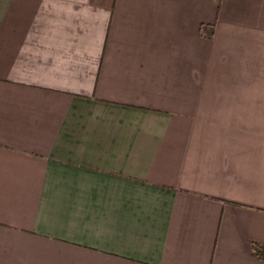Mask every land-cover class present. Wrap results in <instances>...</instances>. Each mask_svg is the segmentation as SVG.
<instances>
[{"label":"crops","instance_id":"0c3cea01","mask_svg":"<svg viewBox=\"0 0 264 264\" xmlns=\"http://www.w3.org/2000/svg\"><path fill=\"white\" fill-rule=\"evenodd\" d=\"M233 38L264 53V0H0V264H264Z\"/></svg>","mask_w":264,"mask_h":264},{"label":"rangeland","instance_id":"374dc122","mask_svg":"<svg viewBox=\"0 0 264 264\" xmlns=\"http://www.w3.org/2000/svg\"><path fill=\"white\" fill-rule=\"evenodd\" d=\"M235 30L240 29V23L233 26ZM223 39V38H222ZM221 39V40H222ZM257 43L255 42V45ZM261 47H264V40L261 43ZM220 48L224 49V39L220 44ZM232 62L230 76L233 79L232 93L234 94H245L253 95L255 93H264V86H256V81L264 79V71L259 72L257 68L259 66L264 67V53H257V48H254V52L240 53V38L232 39ZM264 50V48H261ZM222 60L224 59V53ZM217 58L218 55H216ZM215 62V61H214ZM223 62V61H222ZM214 64V63H212ZM211 76L217 77L218 79L226 78L225 66L222 64H216L211 66Z\"/></svg>","mask_w":264,"mask_h":264},{"label":"trees","instance_id":"16d2710c","mask_svg":"<svg viewBox=\"0 0 264 264\" xmlns=\"http://www.w3.org/2000/svg\"><path fill=\"white\" fill-rule=\"evenodd\" d=\"M218 3L220 0H217ZM252 253L254 256L264 259V244L253 243L252 244Z\"/></svg>","mask_w":264,"mask_h":264}]
</instances>
